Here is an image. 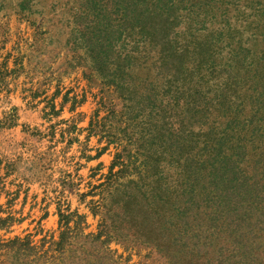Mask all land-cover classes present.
I'll return each instance as SVG.
<instances>
[{
    "label": "rangeland",
    "instance_id": "1",
    "mask_svg": "<svg viewBox=\"0 0 264 264\" xmlns=\"http://www.w3.org/2000/svg\"><path fill=\"white\" fill-rule=\"evenodd\" d=\"M163 2L174 15L162 25L164 40H156L174 38L179 54L196 44L202 55L177 75L178 90L167 92L162 110L159 101L136 105L141 94L160 99L167 91L152 54L134 58L120 89L107 85L113 65L93 68L80 37L86 32H77L88 0H0V264H71L73 255L84 264H264V0ZM131 103L183 120L184 140L166 144L162 162L147 169L160 170L171 191L186 175L180 188L193 198L185 216L193 231L174 235L189 238L186 259L166 235L154 241V221L139 226L150 241L133 232V222L111 231L108 244L95 238L111 201L105 182L114 156L134 147L132 127L123 129L135 116ZM157 132L153 144L167 131ZM59 213L73 214L63 254ZM77 215L85 217L79 226ZM26 237L35 252L11 243Z\"/></svg>",
    "mask_w": 264,
    "mask_h": 264
},
{
    "label": "trees",
    "instance_id": "2",
    "mask_svg": "<svg viewBox=\"0 0 264 264\" xmlns=\"http://www.w3.org/2000/svg\"><path fill=\"white\" fill-rule=\"evenodd\" d=\"M167 7V3H164L163 0H88L86 16H81L84 21L80 22L81 24L77 30V32H86V34H80V37L87 38L84 47H89L93 68L98 71L102 67L105 70L111 65L114 66V73L111 74V78H108L107 85H115L119 89L124 85V77L128 76L126 71L131 70L134 65V58H139L145 62L147 57L152 54L151 67H155L157 75L163 78L162 86L165 89L167 87V91L163 93L164 95L160 99L155 93L153 95L148 94L145 98L141 94L136 105L141 100H146L147 104L159 101L162 110L163 97H170L167 92L171 90L173 85L175 91L178 90L180 82L177 75L190 69V65L192 70L197 62V57L202 55V51L198 49L196 44L192 48L185 46L181 49V54H179L177 53L179 46L174 38L171 37L170 40H167V43L170 44V50L167 48L165 41L160 43L159 40H156L158 37L164 40V32L168 33L162 25L167 23L174 13L172 11L169 14L170 8ZM171 54H177L180 58L171 59V62H168L167 59H170ZM189 58L192 60L191 62ZM227 80H231V78H227ZM263 89L264 86L261 84L258 90ZM222 93L226 94V98H223L224 100L230 101L233 97V89L229 85H225ZM261 95L262 92L259 93V96ZM129 100H132V98L129 97ZM136 107L131 103L127 106V109L132 113ZM153 111V105L150 108L138 109L135 111V116L131 118V122L125 121L123 129L129 126L132 127L129 139L134 144V147L131 148L129 145L122 146L114 156L107 181L105 182L109 186L111 201L110 204L103 205L104 213L98 224L99 231L95 238L101 239V237H104L101 243L104 245L108 244L111 239V231L117 232L125 225H130L131 222L135 223L134 228H132L133 232L137 236H145L146 233L142 234L139 229L140 224H145L146 222L149 225L148 227L151 228L154 221V223H157V227L154 230L158 231V238L154 241L158 242L160 236L166 235L172 241L174 247L179 246L180 250H183L185 253L184 258L186 259L191 253L190 249V251L185 250V248H188L186 242L189 238L184 243L181 242L182 239H174V235L177 233L179 238L183 231L191 230L189 229L190 226H187L189 222L185 220V216L189 212L190 201L193 198L190 196L186 197L183 194L184 191L186 192V188H180L184 184L186 175H179L181 183H177L175 190L171 191L163 187L164 183L161 181L160 170L156 173H151L147 169L150 163L159 165L161 157L157 155L166 154V144L170 146L177 140L182 138L184 140V136H181L184 133L182 128L183 120L179 114H164L161 116L160 112L154 113ZM138 123L142 126L139 131L136 129ZM89 125L93 126L92 121ZM172 130H174V133H171ZM157 131L160 133L162 131L167 132L162 135L161 142L153 144ZM205 143L207 144L208 142L206 141ZM216 144L219 146L220 143ZM169 157L174 159L172 153L169 154ZM171 159L169 162L172 163ZM136 161H139L140 164L136 165ZM174 162L177 163L179 160L176 159ZM115 167H119L116 172L113 171ZM121 186H123V191L120 189ZM185 186H188L187 182ZM112 187L113 190H111ZM178 188L182 189L180 193ZM180 198H183V200L181 201ZM127 205L132 207L129 210L130 212L124 214ZM59 216V223L65 229L61 232L56 246L59 248L58 252L63 254L71 238L68 235L72 232L69 223L73 214L59 213ZM77 218H80V221L76 222V226H79L85 217L77 215ZM150 219H152L151 224ZM145 237L150 241L151 238L149 236ZM11 243L16 245L18 250L25 248L33 252L36 251V247L31 245L27 237L25 240L15 238ZM48 252L50 251H42L39 254L42 255L40 258L44 259L48 256ZM70 257L72 259L71 264L85 263L82 258L76 255ZM191 261L192 259L189 262ZM169 264H172L170 260Z\"/></svg>",
    "mask_w": 264,
    "mask_h": 264
}]
</instances>
